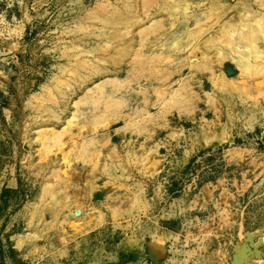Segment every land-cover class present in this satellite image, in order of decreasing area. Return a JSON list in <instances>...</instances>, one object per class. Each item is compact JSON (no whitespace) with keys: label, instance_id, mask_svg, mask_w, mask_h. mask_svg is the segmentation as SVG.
<instances>
[{"label":"rangeland","instance_id":"rangeland-1","mask_svg":"<svg viewBox=\"0 0 264 264\" xmlns=\"http://www.w3.org/2000/svg\"><path fill=\"white\" fill-rule=\"evenodd\" d=\"M235 257L264 264V0H0V264Z\"/></svg>","mask_w":264,"mask_h":264},{"label":"water","instance_id":"water-1","mask_svg":"<svg viewBox=\"0 0 264 264\" xmlns=\"http://www.w3.org/2000/svg\"><path fill=\"white\" fill-rule=\"evenodd\" d=\"M247 241H248V245H246L242 249V255H243V257H249L252 254L251 246H253V243H252V236L251 235H248ZM240 262H241L240 259H238L237 257H235L233 259V261H232V264H240Z\"/></svg>","mask_w":264,"mask_h":264},{"label":"bare ground","instance_id":"bare-ground-1","mask_svg":"<svg viewBox=\"0 0 264 264\" xmlns=\"http://www.w3.org/2000/svg\"><path fill=\"white\" fill-rule=\"evenodd\" d=\"M223 79H225V78H223Z\"/></svg>","mask_w":264,"mask_h":264}]
</instances>
